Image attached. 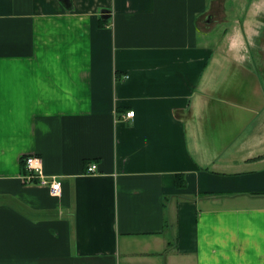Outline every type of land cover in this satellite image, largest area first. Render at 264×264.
Masks as SVG:
<instances>
[{"label": "crops", "instance_id": "1", "mask_svg": "<svg viewBox=\"0 0 264 264\" xmlns=\"http://www.w3.org/2000/svg\"><path fill=\"white\" fill-rule=\"evenodd\" d=\"M69 1L0 0V264H264V0Z\"/></svg>", "mask_w": 264, "mask_h": 264}, {"label": "built area", "instance_id": "2", "mask_svg": "<svg viewBox=\"0 0 264 264\" xmlns=\"http://www.w3.org/2000/svg\"><path fill=\"white\" fill-rule=\"evenodd\" d=\"M135 110L126 112V117H133ZM25 169L24 177L28 182H35L50 187L52 194L57 195L61 191V181L57 176H48L44 173L43 159L37 154H30L24 157ZM89 173H95L98 169L97 163L88 166Z\"/></svg>", "mask_w": 264, "mask_h": 264}, {"label": "trees", "instance_id": "3", "mask_svg": "<svg viewBox=\"0 0 264 264\" xmlns=\"http://www.w3.org/2000/svg\"><path fill=\"white\" fill-rule=\"evenodd\" d=\"M24 157L22 158V170L25 173L26 172V169H25V160H24ZM176 184L178 186H184V185L187 184L186 177H185V175L183 173H178L176 175Z\"/></svg>", "mask_w": 264, "mask_h": 264}, {"label": "water", "instance_id": "4", "mask_svg": "<svg viewBox=\"0 0 264 264\" xmlns=\"http://www.w3.org/2000/svg\"><path fill=\"white\" fill-rule=\"evenodd\" d=\"M65 2L68 4V3H70V1L69 0H65Z\"/></svg>", "mask_w": 264, "mask_h": 264}]
</instances>
